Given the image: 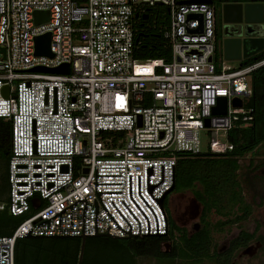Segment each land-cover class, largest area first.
I'll list each match as a JSON object with an SVG mask.
<instances>
[{"label": "built area", "instance_id": "built-area-1", "mask_svg": "<svg viewBox=\"0 0 264 264\" xmlns=\"http://www.w3.org/2000/svg\"><path fill=\"white\" fill-rule=\"evenodd\" d=\"M155 5L169 14L170 59L140 61L137 23ZM36 10H49L50 20L36 25ZM216 17L214 5L193 0H0L9 209L25 215L12 235L0 236V264H15L16 242L28 235L167 234L160 200L174 184L175 153L200 151L202 131L211 152L226 153L234 148L229 132L255 120L252 73L264 58L217 66ZM46 32L53 56L36 54L35 37ZM65 63L69 73L32 70ZM221 97L226 113L213 114ZM103 132L122 136L102 139Z\"/></svg>", "mask_w": 264, "mask_h": 264}, {"label": "trees", "instance_id": "trees-1", "mask_svg": "<svg viewBox=\"0 0 264 264\" xmlns=\"http://www.w3.org/2000/svg\"><path fill=\"white\" fill-rule=\"evenodd\" d=\"M234 1H264V0H213L211 3L218 10L223 2ZM154 7V15L146 22L144 13L138 20L134 57L140 61L150 59H170V45L164 35L168 24L169 14L166 7ZM137 19V18H136ZM138 39V41H137ZM221 55V46H216V56ZM264 58V51L242 60V65ZM252 96L249 105L255 108V120L251 126H236L229 132V139L234 148L226 153H213L208 147L207 151L181 150L175 153L177 162L175 166V182L184 178L195 181H207L209 191L217 198H224L232 189L236 168L233 160L252 152L264 141V117L261 110L264 101V66L252 73ZM112 136L114 141L120 139L122 132H103L105 136ZM12 157V121L0 116V191L4 187V181L9 184V162ZM79 160V159H78ZM176 186V185H175ZM9 192V188H8ZM168 214L170 232L176 229V223L172 218L168 207V197L165 199ZM25 218V215L15 216L9 209V196L7 206L0 209V236L12 235L17 226ZM164 236L147 235L123 238L90 237L87 239L83 264L92 250H101L110 246L112 249L121 250L131 257L130 264H136L134 257L143 254L158 255L159 242ZM130 244L134 251L127 252L125 248ZM81 244L80 237L47 238V239H18L15 245V264H77Z\"/></svg>", "mask_w": 264, "mask_h": 264}, {"label": "rangeland", "instance_id": "rangeland-1", "mask_svg": "<svg viewBox=\"0 0 264 264\" xmlns=\"http://www.w3.org/2000/svg\"><path fill=\"white\" fill-rule=\"evenodd\" d=\"M160 8L163 5H159ZM222 10V4L221 8ZM259 28V25H257ZM256 26V27H257ZM246 29L245 26L243 27ZM262 29V26L260 27ZM215 64L218 66L220 60L223 65L240 67L242 60H228L222 55L216 56ZM130 137H128L129 139ZM200 149L208 150V135L206 131L200 132ZM264 163V143L260 144L254 152L233 160L236 168V177L232 189L224 198H217L209 191V183L207 181H195L191 178H184L176 181L173 193L169 196L168 207L172 218L176 223V236L178 243V256L180 264H201V256H193L185 245L201 242V228L195 230L188 238L189 232L195 222L201 223L202 219L208 222L209 228H213L217 236L231 232L235 228L248 229L255 223L262 225L264 216V173L260 170ZM0 172H2L0 170ZM247 209H250L248 211ZM199 214L196 216V212ZM249 213L248 219L242 218V214ZM237 217V221H224L229 218ZM219 218V221H216ZM211 220V221H210ZM227 222V223H226ZM264 229V223H263ZM125 250L134 251L128 243ZM113 247L105 246L102 249L109 251L117 257L122 256L124 251L112 249ZM167 249L165 243L164 250ZM120 251V252H116ZM140 257V256H139ZM173 260L171 257L161 255L157 259L140 257V264H169Z\"/></svg>", "mask_w": 264, "mask_h": 264}, {"label": "flooded vegetation", "instance_id": "flooded-vegetation-1", "mask_svg": "<svg viewBox=\"0 0 264 264\" xmlns=\"http://www.w3.org/2000/svg\"><path fill=\"white\" fill-rule=\"evenodd\" d=\"M231 2V1H230ZM234 2H243V1H234ZM261 2L264 4V1H248L243 3H255ZM225 3V2H223ZM222 3V4H223ZM165 7V6H164ZM217 8V7H216ZM154 7L147 6L146 12L144 15L145 21H150L151 17L154 15ZM259 25V28L258 26ZM244 26H248L247 23H239V24H228L223 21L222 11L221 9H217V17H216V46H221V55H222V45L223 40L228 36H238L239 31L244 29ZM257 26V27H256ZM262 26V29L260 28ZM252 32L255 35L264 37V21L260 24H256L252 27ZM264 51V49L262 50ZM261 51V52H262ZM263 117H264V101L261 107ZM264 141L261 143L263 144ZM256 148L252 151L254 152ZM251 153V152H249ZM248 154V153H247ZM246 154V155H247ZM239 159V158H237ZM262 173H264V163L262 168L259 167ZM8 183L4 181V187L0 191V209L4 210L7 206V198L9 196L8 192ZM175 188V187H174ZM174 188L167 194L166 198L173 193ZM221 199V198H220ZM250 211V209H247ZM199 214V211L196 212V216ZM249 214V213H248ZM247 213L242 214L243 218L248 217ZM203 213L201 212V242H197L194 244L185 245L190 253L193 256H201V264H264V216L262 220V225L255 223L254 226L248 229L243 227L235 228L231 232H228L223 235H219L216 237L213 228H209L208 222L205 219H202ZM237 221V217L229 218L224 221ZM248 219V218H247ZM211 221V220H210ZM219 221V218L216 220ZM196 223V222H195ZM194 223V224H195ZM227 223V222H226ZM196 229L194 225L191 230H188L189 235L188 238L192 239L193 235H191ZM165 243H169V251L164 250ZM178 243L176 236V229L174 232H170V228L166 235L159 242L158 249L160 254L158 255H148L143 254L140 255L141 258H155L157 259L161 255H166L171 257L173 260L169 261V264H180L179 256H178ZM120 252V251H116ZM122 254V256L117 257L116 255L106 251L105 249L101 250H92L87 256L86 264H130L131 254L128 255ZM140 257H134V261L136 264H140Z\"/></svg>", "mask_w": 264, "mask_h": 264}, {"label": "water", "instance_id": "water-1", "mask_svg": "<svg viewBox=\"0 0 264 264\" xmlns=\"http://www.w3.org/2000/svg\"><path fill=\"white\" fill-rule=\"evenodd\" d=\"M193 1H205L208 3H212L213 0H193ZM161 4V2H158ZM222 17L223 21L228 24H239V23H247L248 26H245V30L239 31L238 36H228L223 40L222 45V56L228 60H243L250 58L264 49V37L255 35L252 32V27L256 24H260L264 21V4L261 2L255 3H243V2H225L222 4ZM146 17V15L144 16ZM190 17H199L202 20V14H192ZM34 19L36 25L48 22L50 20V11L49 10H36L34 12ZM201 26V31H202ZM138 41V39H137ZM51 43V32H46L44 34L38 35L35 37V49L36 54L38 55H48L53 56V53L50 49ZM0 51L5 52V49L0 46ZM213 58H211L212 60ZM33 71H40V72H52V73H69L70 65L68 63L62 64L59 67H45V66H36L32 68ZM4 95H9V86H5L3 89ZM243 102L241 99H236L234 101V105L242 106ZM213 114H225L226 113V98L221 97L219 99V104L212 109ZM206 125L209 126V119H207ZM86 143V142H85ZM86 171H88L86 169ZM176 182L174 178V184L172 188L166 193L164 197L161 198L160 202L162 205L165 203V199L167 194L175 187ZM40 198L36 197L32 199V204L35 208L39 206ZM194 228L196 230H200L201 223L196 222L194 224ZM131 233L127 237H133ZM157 236H162L158 234ZM75 236H55V237H48V236H33L28 235L26 238L30 239H47V238H70ZM90 237H109L113 239H117L116 235L112 234H96L94 236H86L82 235L81 244L78 254L77 264H83L85 250H86V243L87 239ZM167 249L169 251V243L166 244Z\"/></svg>", "mask_w": 264, "mask_h": 264}]
</instances>
